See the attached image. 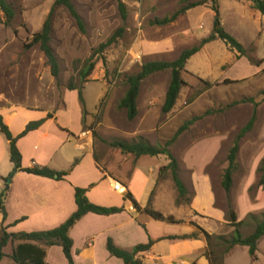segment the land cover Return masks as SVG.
Wrapping results in <instances>:
<instances>
[{
	"label": "rangeland",
	"instance_id": "1",
	"mask_svg": "<svg viewBox=\"0 0 264 264\" xmlns=\"http://www.w3.org/2000/svg\"><path fill=\"white\" fill-rule=\"evenodd\" d=\"M4 1L12 10L13 16L8 24H5L7 16L0 10V105L22 104L45 109L53 114L62 109L66 102L73 111L69 120L70 128H77V114H80L83 130H88L92 137L97 163L109 174L117 164V171H128L127 159L130 158L129 154L122 153L118 147L110 145V141H134L147 136L156 142L155 145L161 146L173 135V128L180 126L185 120L199 116L205 126L210 124V121H215L214 127L220 131L217 135L198 141L196 136H192L191 124L183 133V137L168 148L180 164L198 165L212 155L220 141L219 137L226 133L229 137L212 160L211 168L214 170L211 169L210 172L214 174L212 177L216 188V205L226 209L227 203L230 202L234 208V198L240 191V184L249 170V163L256 157H264V154L256 152L261 144L255 121L256 112L252 128L240 140L237 169L233 173L228 195L225 193L221 186V173L227 164L226 156L233 139L248 122L254 108L257 109L254 102L257 105L262 104L260 108L264 111V95L261 94L264 90V75L260 78V86H263L260 90L256 75L249 67L257 62L254 51L260 44V37L257 38L260 20L256 15L250 17L249 23L242 19L247 17V12H256L259 16L260 13L255 10L231 11L228 0H222L220 11L219 0H216L223 28L245 45L244 55L248 58L240 60L243 55L239 56L235 49L223 43L219 47L223 53H215L221 61L220 68L212 71L211 76L217 77V80L200 79L197 74L183 71L181 77L185 84L180 89L172 113L161 111L170 71L149 75L140 84L136 101L137 115L128 119L126 110L119 107V101L127 89L125 74L139 71L141 64L146 61L174 60L183 49L198 44L213 23L211 1L207 0L204 4L187 9L172 22L162 25L154 24V19L168 17L181 7L199 0H123L127 8L125 21L121 18L117 0H72L81 17L82 27L65 7L58 6L51 14L52 29L49 41L59 63L57 77L51 74L47 59L38 45L30 48L25 46L32 34L41 30L54 0ZM123 25L124 32L116 42L98 52L100 44ZM166 41H170V45H159L162 44L160 42ZM89 63H94V67L87 77L88 81L82 83L78 72ZM224 77H227L226 81L222 80ZM205 81L211 85H206ZM69 84L76 87L83 85V103L79 101L78 89L69 90ZM151 97L153 103L147 102ZM243 98H252L254 102H240ZM235 101L239 103L232 105ZM63 119L67 121L68 117ZM162 124H165L164 129L158 130ZM142 131L145 132L144 135ZM143 158L141 161L144 165L156 168L160 163L168 162L163 154ZM133 163L134 161H131V165ZM189 175V170L180 171V177L187 185L189 194L175 203L176 210H172L170 203L164 204L167 211L176 213L174 217L185 221L193 215L189 210L192 194ZM257 179L256 172L253 183ZM158 180L164 182L169 190L174 189L176 202L178 193L170 173L160 175ZM259 189L248 191L251 200H257ZM253 227V221L247 220L239 226V230L242 235H247ZM233 229V226L226 223L217 226L213 234L229 236ZM13 245L8 243L3 248L4 252L10 254ZM71 252L73 253V246ZM57 255L58 259H66L61 251ZM74 256L76 253L72 254L73 261ZM258 256L259 259L254 261L248 253H237L230 257V264H264V239L259 243ZM1 264H10V259L4 257Z\"/></svg>",
	"mask_w": 264,
	"mask_h": 264
},
{
	"label": "crops",
	"instance_id": "2",
	"mask_svg": "<svg viewBox=\"0 0 264 264\" xmlns=\"http://www.w3.org/2000/svg\"><path fill=\"white\" fill-rule=\"evenodd\" d=\"M229 2V10L231 11H257L251 7V2L247 0H228L227 3ZM219 6L221 11L222 0H219ZM247 13V17L242 18L246 23H249L250 17L254 15L260 20V29L257 31L260 44L256 46L254 51L257 62L249 65L251 72L256 75L257 85L260 89L263 87L260 86V78L264 75V15L260 13L259 16L256 12ZM211 29L212 26L205 31L202 37H206ZM160 43L162 44L159 45L166 47L171 42ZM223 43L218 38L205 43L187 60L185 72L197 74L200 79L217 80V77L211 76H213L212 71L220 68L221 61L215 53L219 55L223 53L219 48ZM259 47L261 48L258 50ZM244 58L248 57L243 55L240 60ZM225 78L227 77L222 78V80ZM177 101L178 98L170 110L171 113L174 111ZM147 102L153 103V98H148ZM261 105H256L255 121L259 139H261V144L258 145L259 149L256 152L263 155L264 111L260 108ZM46 113L48 111L45 109L31 108L22 104L0 105V115L13 136L20 133L29 121L38 120L44 117ZM72 113V109L65 102L64 107L51 114V117L38 129L29 131L16 142L21 154V167L27 168L37 165L58 171H68L64 179L14 170L9 157V142L0 132V191L6 183L4 178L7 179L11 175L10 183H7L9 188L6 192L5 218L0 212V229L4 227L6 232L16 233L47 230L58 226L75 211L74 186H78L87 188L86 196L89 201L103 206H123V210L109 215L87 213L73 225L69 231V236L73 240V253H76L74 264H124L122 260L108 253L106 249L108 237L112 238L117 246L124 249H131L136 244L148 242L149 239L154 240L148 251L139 254L142 261L147 264H211L204 254L207 244L202 236L194 239L159 238L193 232L195 227L190 221H194L208 233H215L217 226L227 223L225 208L216 205V188L212 177L214 174L210 170L213 169L211 168L212 160L220 152L223 143L229 136L225 133L224 136L219 137L220 141L215 146V151L208 159L203 160L198 165L193 163L180 164L177 160L179 176L180 171L184 169L190 171L189 185L192 194L189 210L193 215L185 221L179 217H174L176 213L165 209L164 204L168 202L171 204L172 210H176L174 189L169 190L164 182L158 180L159 168L166 165L167 162L160 163L156 168L144 165L141 161L144 159L143 157L150 155L134 157L129 154L130 158L127 159L128 171H117L116 168H119V165L116 163L117 165L113 166L112 172L109 174L97 163L92 137L88 130H83L80 114H77V128H70L71 121L69 120ZM65 117H68L67 121L63 119ZM210 122L205 126L202 120H195L191 126L192 136H196L200 141L217 135L220 131L214 127L215 121ZM164 125L162 124L158 130L164 129ZM178 127L179 125H176L172 132L174 133ZM186 131H183L177 139L183 137V133ZM163 133L166 132L163 131ZM142 134L144 135L145 132L142 131ZM156 134L159 133L156 132ZM145 138L153 144L156 143L147 136ZM171 153L174 155L173 152ZM259 160V157L251 160L249 170L241 181L240 191L235 195L234 211L237 220L245 219L249 212L264 211V187L258 190L256 201L251 200L248 195V188L255 180V171ZM131 161H134L132 165ZM123 162L124 158L121 160V165ZM110 178L118 180L123 185L124 191H114L110 186ZM127 192L139 204L140 210H136L129 199H124ZM146 205L164 215H172L176 219H181L182 222L168 223L156 220L142 210ZM194 217L199 218V220H195ZM263 239L264 236L259 240V243ZM14 242H9V244H14L11 251L21 241ZM30 243L43 249L44 261L47 264H68L65 257V260L57 258L60 251L63 254L61 247L57 245L45 246L37 242ZM259 243L254 261L259 259ZM237 253L246 255L248 249L246 246L234 245L224 255V264H230V257ZM10 264H13L11 259Z\"/></svg>",
	"mask_w": 264,
	"mask_h": 264
},
{
	"label": "trees",
	"instance_id": "3",
	"mask_svg": "<svg viewBox=\"0 0 264 264\" xmlns=\"http://www.w3.org/2000/svg\"><path fill=\"white\" fill-rule=\"evenodd\" d=\"M211 1V10L214 13V19L212 23L211 32L204 38H202L198 44L193 45L189 48L183 49L177 58L171 61L155 60V61H146L140 66V70L135 73L125 74V82L127 89L119 101V107L126 110V115L128 119H133L137 115V96L140 89L141 81L148 77L149 75L159 72V71H170V79L164 94V99L161 105V111L163 113L169 112L174 106L181 87L185 84L181 74L185 71V64L187 60L195 54L205 43L210 42L214 39H221L227 46L235 49L238 52V55H244L245 48L242 44L230 33H228L222 26L219 8L216 0ZM251 2V7L259 11L264 15V0H247ZM207 0H199L189 3L188 5L181 7L179 10L175 11L172 15L163 18H155L154 24H167L175 20L179 14L183 13L187 9L195 7L206 3ZM65 7L68 12L75 18L80 27H82V20L76 11L72 0H54L51 7V11L47 15L46 19L43 22L42 28L40 31L32 34L28 42L25 43L27 48H30L34 45H38L40 50L44 53L47 63L50 68V72L54 77L58 76L59 73V63L54 54L53 49L51 48L50 33L52 29L51 25V14L53 10L58 7ZM117 6L121 14L123 21L127 18V8L123 0H117ZM0 10H3L7 16V21L5 24H8L9 20L13 16V12L10 7L6 4L4 0H0ZM124 32V25L120 26L104 43L100 44L98 52L104 51L112 43H115L117 38L122 35ZM94 67V63H89L87 66H84L79 70V78L82 83L87 82V77L91 73ZM226 81V80H224ZM206 85H211L210 82L205 81ZM69 90L78 89L79 101L83 103L82 98V89L83 85L79 87L74 86V84H69ZM261 94L264 95V90L261 91ZM254 102L252 98H243L240 102ZM239 103V101L233 102L232 105ZM257 104L254 102V106ZM256 114V109L254 108L252 116L248 122L238 131L237 135L233 139L232 145L229 148L226 156V166L222 169L221 173V186L224 189L225 193L228 195L231 186H232V176L235 170L237 169V154L239 150L240 140L244 135L252 128L254 118ZM49 117L50 113H46L44 117L29 121L24 129L13 136L9 131L7 125L3 122L2 116L0 115V132L6 137L9 142V157L10 161L13 163L14 170H22L28 173L37 174L49 178L55 179H64L68 174V171H58L51 169L46 166H37L23 168L21 167V154L16 145V142L19 138L26 135L29 131L38 129ZM199 119V116L192 117L188 120H185L173 133V135L167 139L164 145H155L151 144L145 138L140 137L138 140L134 141H125V140H112L110 145L118 147L122 153L132 154L134 157H139L141 155H158L163 154L167 157L168 162L166 165H163L159 168L158 176L169 172L173 184L177 190L178 197L176 203L180 201L181 198L187 197L189 191L179 176V167L178 161L175 156L171 153L168 148L177 137L185 131L195 120ZM76 162V160H75ZM74 162V163H75ZM256 172L258 174V179L255 183L251 184L248 188V191L257 190L258 188L264 187V157L260 159ZM6 180V178H4ZM92 186V184H91ZM9 188L7 183L4 184V188L0 191V212L3 215V218L6 216L5 200L6 192ZM87 188H82L74 186V201L76 209L71 215L63 221L58 226L47 229V230H36V231H20L16 233L6 232L4 227L0 229V264L1 260L4 257H9L13 264H47L44 261V251L43 249L37 247L30 242H37L45 246H60L63 252L64 257L66 258L68 264H74L72 257V246L73 240L69 236V231L73 225L85 214L95 213L99 215H109L117 213L123 210V206H103L95 204L86 196ZM124 199H129L133 207L136 210H140L141 207L135 200L132 198L129 192L125 193ZM189 199V198H187ZM144 212L153 217L156 220L165 221L168 223H179L182 222L181 219H176L172 215H164L161 212L154 210L149 205H146L142 208ZM225 217L227 223L234 227L233 231L229 236L224 234H213L208 233L202 227H200L194 221L190 223L195 227V230L188 234L182 235H169L166 237H161L159 239H194L203 237L206 241L207 247L204 251V254L207 256L211 264H224L223 258L224 255L234 246L242 245L246 246L248 253L252 258H256V253L258 249L259 240L264 236V212L253 213L249 212L246 215V218L243 220H237L236 213L234 208L231 206L230 202L226 205ZM251 220L254 223L252 231L247 235H242L239 226L245 223L247 220ZM14 241H21L15 247H13L10 254H6L3 248L9 243ZM154 243V240L149 239L146 243H139L133 246L131 249H124L117 246L112 238L108 237L106 240V249L108 253L116 257L124 264H147L142 261L139 257V254L146 252L150 249L151 245ZM195 264V263H193Z\"/></svg>",
	"mask_w": 264,
	"mask_h": 264
},
{
	"label": "built area",
	"instance_id": "4",
	"mask_svg": "<svg viewBox=\"0 0 264 264\" xmlns=\"http://www.w3.org/2000/svg\"><path fill=\"white\" fill-rule=\"evenodd\" d=\"M110 186L116 192H123L124 191L123 185L118 180L110 178Z\"/></svg>",
	"mask_w": 264,
	"mask_h": 264
},
{
	"label": "water",
	"instance_id": "5",
	"mask_svg": "<svg viewBox=\"0 0 264 264\" xmlns=\"http://www.w3.org/2000/svg\"><path fill=\"white\" fill-rule=\"evenodd\" d=\"M10 180H11V175L8 176V178L6 179V183H10Z\"/></svg>",
	"mask_w": 264,
	"mask_h": 264
}]
</instances>
